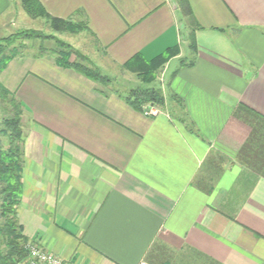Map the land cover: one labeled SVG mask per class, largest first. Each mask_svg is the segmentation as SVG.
<instances>
[{
	"label": "crops",
	"instance_id": "obj_1",
	"mask_svg": "<svg viewBox=\"0 0 264 264\" xmlns=\"http://www.w3.org/2000/svg\"><path fill=\"white\" fill-rule=\"evenodd\" d=\"M37 2L85 24L117 77L35 54L0 72L24 108V239L74 264H264V0ZM29 19L0 0V39ZM176 46L154 84L167 111L147 117L116 78Z\"/></svg>",
	"mask_w": 264,
	"mask_h": 264
},
{
	"label": "trees",
	"instance_id": "obj_2",
	"mask_svg": "<svg viewBox=\"0 0 264 264\" xmlns=\"http://www.w3.org/2000/svg\"><path fill=\"white\" fill-rule=\"evenodd\" d=\"M27 13L33 17L45 16L44 10L37 0H24ZM52 29L60 34L75 33V23L49 18ZM52 39L42 36L36 31H26L9 35L0 39V72L15 57L24 55L27 48L25 39ZM57 42V40H55ZM60 42V41H59ZM63 51L44 48L36 56L52 57L62 67L72 68L101 85H109L112 80L91 66L80 62L83 57L74 51L69 44L59 43ZM192 47H195L194 41ZM179 47H172L147 61L142 56H136L126 64V69L136 74L145 85L131 90L126 96L127 103L135 110L143 112L144 107L153 106L162 109L165 97L160 88L154 84L158 73L168 61L179 53ZM47 52L48 54L46 55ZM76 54L78 60H72ZM1 90V104L4 115L0 118V264H17L27 256L24 248L26 239L22 236L21 226L17 219V207L21 200L23 182L21 176L24 156L25 131L23 123L24 108L21 102L4 88Z\"/></svg>",
	"mask_w": 264,
	"mask_h": 264
},
{
	"label": "rangeland",
	"instance_id": "obj_3",
	"mask_svg": "<svg viewBox=\"0 0 264 264\" xmlns=\"http://www.w3.org/2000/svg\"><path fill=\"white\" fill-rule=\"evenodd\" d=\"M21 5L25 9V4H24V0H21ZM27 12V11H26ZM31 19L27 20L24 22L23 24L17 25L15 26L13 29L14 31L10 34V35H15L21 32H26V31H36L40 34H42V36L44 37H48V38H52V39H31V38H27L24 40L23 43L26 44V47L24 49V53L25 54H35V55H39L40 54V48L44 47L47 51L51 50V49H55L58 51H63L64 49H62V47L60 46V42L64 43V44H69L76 53H79L82 57L83 60L80 61V58H77L75 55H72V60L74 61L75 59L83 62V64L91 66L93 68H96V59L98 58V52L96 51V46L94 41L92 40V38L85 33L86 32V25L85 24H81V23H75V28H76V32L75 33H65V34H60L57 33L56 31H54L52 29V22L49 20V18L45 17V16H41V17H33L31 15H29ZM57 40V42L55 41ZM60 41V42H59ZM49 54L52 57H56L55 55L51 54L50 51H48ZM46 55L48 54L47 52H45ZM160 73V72H159ZM158 73V75H159ZM109 78L110 80H112V82L108 85V87L110 88V86L114 89L116 86L114 85L113 79L115 77H117V74L115 73H110L109 74ZM129 73H126V75L120 74V76H123L124 79L122 78H116L118 79V88L120 89H126V90H132V89H136L138 88V86H142L144 87L145 85L143 84L142 80H138L137 78L135 79H131L130 82H128L127 80H125L126 78H130L133 77V75H129ZM157 75V77H158ZM113 78V79H112ZM160 78H162V76H160ZM157 81L159 82L160 79L157 78ZM113 83V84H112ZM112 84V85H111ZM105 86V85H104ZM1 88V86H0ZM111 88V89H112ZM112 89V90H113ZM0 96H1V90H0ZM167 104L165 103V106L162 108V110L160 111H167L166 108ZM4 115V112L2 110V104H1V97H0V118ZM24 119V117H23ZM25 131V129H24Z\"/></svg>",
	"mask_w": 264,
	"mask_h": 264
},
{
	"label": "built area",
	"instance_id": "obj_4",
	"mask_svg": "<svg viewBox=\"0 0 264 264\" xmlns=\"http://www.w3.org/2000/svg\"><path fill=\"white\" fill-rule=\"evenodd\" d=\"M147 117H156L161 114V111L157 107L146 106L142 112ZM27 252V256L19 261L17 264H74L64 260L62 257L46 251L40 247L37 243L27 241L24 245ZM140 264H149L147 262H141Z\"/></svg>",
	"mask_w": 264,
	"mask_h": 264
}]
</instances>
